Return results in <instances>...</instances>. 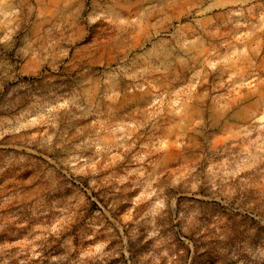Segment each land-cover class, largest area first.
<instances>
[{"label": "clouds", "instance_id": "clouds-1", "mask_svg": "<svg viewBox=\"0 0 264 264\" xmlns=\"http://www.w3.org/2000/svg\"><path fill=\"white\" fill-rule=\"evenodd\" d=\"M0 264H264V0H0Z\"/></svg>", "mask_w": 264, "mask_h": 264}, {"label": "rangeland", "instance_id": "rangeland-1", "mask_svg": "<svg viewBox=\"0 0 264 264\" xmlns=\"http://www.w3.org/2000/svg\"><path fill=\"white\" fill-rule=\"evenodd\" d=\"M100 55H101V57H103L104 56V53L102 52ZM108 55H109V58H111V53H109ZM89 63H91V61ZM101 202L103 203V201H101ZM91 210L92 211L97 210V205L95 203H92Z\"/></svg>", "mask_w": 264, "mask_h": 264}]
</instances>
